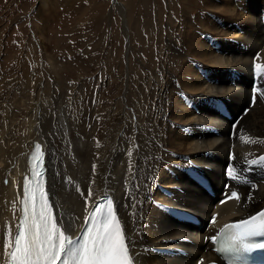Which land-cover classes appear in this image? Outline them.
I'll list each match as a JSON object with an SVG mask.
<instances>
[{"label":"bare ground","instance_id":"6f19581e","mask_svg":"<svg viewBox=\"0 0 264 264\" xmlns=\"http://www.w3.org/2000/svg\"><path fill=\"white\" fill-rule=\"evenodd\" d=\"M239 1L201 0L195 12L204 11L196 16L189 9L190 26L186 29L199 27L190 35L192 42L185 35L178 43L169 40L174 64L153 78L151 90L146 92L140 86L136 90H112L108 85L95 95L82 94L83 90L78 93L80 87L69 93L73 89L62 86L56 76L57 81L48 84L34 85L33 80L27 84L22 79L14 89L16 94L11 93L9 106L13 112L0 113V264L6 262L16 228L21 183L27 176V154L33 141L42 144L46 191L63 230L74 234L87 209L108 193L126 228L136 264H194L197 258L210 253L209 243L203 241V236L210 233L201 231V226L212 212L213 199L178 173L175 176L176 168L173 170L171 163L177 161L178 154L211 166L206 174L215 189L222 185V166L229 145L234 150L233 162L237 163L233 168L253 167L249 176L256 183L241 188L239 200L227 201L215 209L217 224L246 215L264 203V170L255 168L250 160L264 152V33L259 25L264 0H244L242 5ZM233 25L241 28L239 33ZM201 32L211 34V38ZM209 41L222 48L215 51ZM51 43H45V51L51 49ZM256 50L253 60L260 65L257 87L263 92L262 97L254 94L247 106L249 64ZM53 55L47 57L54 72L58 60ZM232 69L237 71L236 78L229 77ZM130 91L133 100L127 99ZM210 96L228 99L230 111L235 114L241 105L247 106L240 112L231 135H227L229 125L224 121L213 123L210 111L195 113L185 107L186 100ZM147 97L150 101L145 102ZM211 124L217 129L213 134L205 130ZM187 126L191 133L183 132ZM97 152L104 155L97 158ZM243 160L250 161L240 163ZM175 182L182 192L172 189ZM174 203L194 209L200 227L180 226L161 211V205ZM181 233L190 238L189 243L180 241ZM175 245L184 247L187 254L167 257L155 252Z\"/></svg>","mask_w":264,"mask_h":264},{"label":"rangeland","instance_id":"374dc122","mask_svg":"<svg viewBox=\"0 0 264 264\" xmlns=\"http://www.w3.org/2000/svg\"><path fill=\"white\" fill-rule=\"evenodd\" d=\"M200 2L0 0V99L3 97L0 113L6 111L5 114L9 115L13 112V107L9 106L11 93L16 94L14 89L23 80L27 84L35 81L34 85L58 80L62 86L73 89L69 93H74L80 87L78 93L83 90L82 94L91 95L108 85L112 90H136L140 87L145 92L151 90L153 78L158 74L160 77L167 66L174 64L168 43H178L184 35L186 40L192 42L193 30L199 27L186 29L190 26L187 18L191 13L194 16L203 13L204 10L195 12ZM243 2L240 0L238 4L242 5ZM237 11L241 12L240 9ZM263 21L264 16L259 24L262 32ZM219 22L223 24V20ZM226 24L231 26L232 22ZM40 26H43L42 29ZM233 27L237 33L240 32V27ZM201 35L211 38L208 33L201 32ZM206 39L204 37L203 40ZM49 42H52V46L46 52L44 46ZM209 43L211 41L208 45L215 51L222 48L217 43L214 45L213 41ZM51 54L58 60L56 73L49 66L47 55ZM129 95L127 99L133 100L131 91ZM144 100L148 102L150 98ZM242 106L246 105H241L237 113L241 112ZM9 109L12 110L7 112ZM103 155L97 152V158ZM105 177L107 181V176L103 180Z\"/></svg>","mask_w":264,"mask_h":264},{"label":"snow or ice","instance_id":"6c2138e0","mask_svg":"<svg viewBox=\"0 0 264 264\" xmlns=\"http://www.w3.org/2000/svg\"><path fill=\"white\" fill-rule=\"evenodd\" d=\"M35 152L31 158L36 162L32 167V187L25 183V212L19 222L11 253L15 264H134L130 257L126 228L122 227L111 200L107 202V211L99 220L95 216L97 207L93 208V214L87 221L91 228L85 229L86 235L82 234L78 240L66 234L67 229L61 230L64 228L63 222L53 218L44 191L46 170L42 167L40 145L35 146ZM225 199L239 200V195L230 192ZM160 207L163 208V205ZM229 228L235 230L233 244L239 245L243 251L264 249V242H246L250 238L264 237V211Z\"/></svg>","mask_w":264,"mask_h":264}]
</instances>
